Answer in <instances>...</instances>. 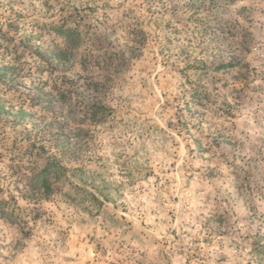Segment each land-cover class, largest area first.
Wrapping results in <instances>:
<instances>
[{
    "label": "rangeland",
    "instance_id": "374dc122",
    "mask_svg": "<svg viewBox=\"0 0 264 264\" xmlns=\"http://www.w3.org/2000/svg\"><path fill=\"white\" fill-rule=\"evenodd\" d=\"M0 264H264V0H0Z\"/></svg>",
    "mask_w": 264,
    "mask_h": 264
}]
</instances>
